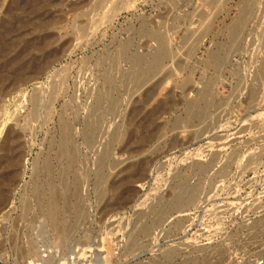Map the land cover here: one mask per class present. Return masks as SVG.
Segmentation results:
<instances>
[{"label": "rangeland", "instance_id": "rangeland-1", "mask_svg": "<svg viewBox=\"0 0 264 264\" xmlns=\"http://www.w3.org/2000/svg\"><path fill=\"white\" fill-rule=\"evenodd\" d=\"M1 192L0 264H264V0H0Z\"/></svg>", "mask_w": 264, "mask_h": 264}, {"label": "bare ground", "instance_id": "bare-ground-1", "mask_svg": "<svg viewBox=\"0 0 264 264\" xmlns=\"http://www.w3.org/2000/svg\"><path fill=\"white\" fill-rule=\"evenodd\" d=\"M243 16V15H242ZM240 19V18H239ZM241 21V20H240ZM239 22V21H238ZM237 22V23H238ZM241 23V22H240ZM236 27V26H235ZM234 28V27H233ZM236 32V31H235ZM240 36V35H239ZM215 57V56H214ZM213 58V57H212ZM10 136V134H8V138H10L9 137ZM15 141V140H14ZM9 160V159H8ZM12 162L13 163H11V166H13V167H16L18 164H19V162H18V160L17 159H13L12 160ZM16 174V173H15ZM14 174V175H15ZM115 183V182H114ZM13 186V185H12ZM1 195H0V211H2L4 208H5V206L7 205V203L9 202V196H8V194L7 193H0ZM194 202V196H188L187 198H186V200H183L182 202H179V203H177L176 205L177 206H180V205H183V204H191V203H193ZM3 212V211H2ZM52 218H53V220L54 221H58V218L53 214V216H52ZM13 240V239H12ZM4 245H5V241L3 240V241H1L0 242V252L4 249ZM2 255V254H1ZM0 255V256H1ZM1 263V262H0Z\"/></svg>", "mask_w": 264, "mask_h": 264}]
</instances>
